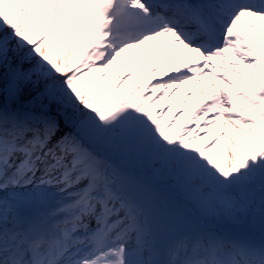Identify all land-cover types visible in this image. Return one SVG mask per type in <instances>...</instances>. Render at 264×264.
<instances>
[{
	"label": "snow or ice",
	"instance_id": "6c2138e0",
	"mask_svg": "<svg viewBox=\"0 0 264 264\" xmlns=\"http://www.w3.org/2000/svg\"><path fill=\"white\" fill-rule=\"evenodd\" d=\"M0 264H264V0H0Z\"/></svg>",
	"mask_w": 264,
	"mask_h": 264
},
{
	"label": "rangeland",
	"instance_id": "374dc122",
	"mask_svg": "<svg viewBox=\"0 0 264 264\" xmlns=\"http://www.w3.org/2000/svg\"><path fill=\"white\" fill-rule=\"evenodd\" d=\"M166 46L165 40L160 39L158 42H156L155 47L148 46L146 44L143 45V48L137 50H130L128 53L125 54V58L120 61V70L121 71H133L132 68H128V64L132 63L135 64L137 60H139L141 65V72L136 73L140 77V83L143 84L146 82L151 76H160L164 72H167L169 68L172 66L169 63L170 58H166L162 56V49ZM187 60L185 57L180 58L179 63H182V61ZM159 67V71L152 73L150 71L151 67ZM167 101H162V103H166ZM178 102V101H177ZM179 103V102H178ZM189 105H186V107H190L191 102L188 103ZM194 104V102H193ZM179 104L173 109L175 110L176 107H178ZM187 107V108H188ZM192 107V106H191ZM215 131V129H214Z\"/></svg>",
	"mask_w": 264,
	"mask_h": 264
},
{
	"label": "bare ground",
	"instance_id": "6f19581e",
	"mask_svg": "<svg viewBox=\"0 0 264 264\" xmlns=\"http://www.w3.org/2000/svg\"><path fill=\"white\" fill-rule=\"evenodd\" d=\"M160 38H158L157 40H155V41H148V42H146L145 43V46H146V44L148 45V46H153V45H155L156 44V42H158V40H159ZM142 48H143V45L141 46ZM162 56L163 57H171V53H169V51H168V49H167V47L166 46H164L163 47V49H162ZM169 59V58H168ZM188 60V59H187ZM187 60H185V61H182V63L183 62H187ZM145 83V82H144ZM143 83V84H144ZM142 84V85H143ZM188 88H192L193 87V84H192V82H190L189 83V85L187 86ZM182 95H183V92H181V93H178L175 97H173L172 98V100H171V103L173 104V107H175V106H177L178 104H179V106L178 107H180L181 106V100H182ZM202 93H201V98H202ZM179 103H178V102ZM191 102V104L192 105H190V107H186V105H189L188 103H190ZM193 102H194V104H193ZM199 101L197 100V99H195V98H192V99H190L188 102H187V104L186 105H183L184 107H186L187 108V111L184 113V117L183 118H187V116L191 113V111H192V109L195 107V105L198 103ZM192 106V107H191ZM177 108V107H176ZM175 108V109H176Z\"/></svg>",
	"mask_w": 264,
	"mask_h": 264
}]
</instances>
